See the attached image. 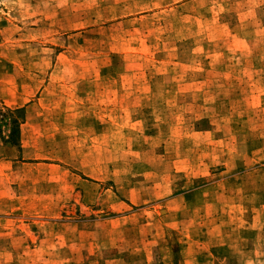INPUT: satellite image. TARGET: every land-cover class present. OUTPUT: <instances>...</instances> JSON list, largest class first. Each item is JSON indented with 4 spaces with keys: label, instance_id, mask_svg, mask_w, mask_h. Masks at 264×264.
<instances>
[{
    "label": "rangeland",
    "instance_id": "374dc122",
    "mask_svg": "<svg viewBox=\"0 0 264 264\" xmlns=\"http://www.w3.org/2000/svg\"><path fill=\"white\" fill-rule=\"evenodd\" d=\"M0 264H264V0H0Z\"/></svg>",
    "mask_w": 264,
    "mask_h": 264
},
{
    "label": "trees",
    "instance_id": "16d2710c",
    "mask_svg": "<svg viewBox=\"0 0 264 264\" xmlns=\"http://www.w3.org/2000/svg\"><path fill=\"white\" fill-rule=\"evenodd\" d=\"M8 112H9V114H12V115H15V113H20V110H12V111H10V110H8Z\"/></svg>",
    "mask_w": 264,
    "mask_h": 264
}]
</instances>
